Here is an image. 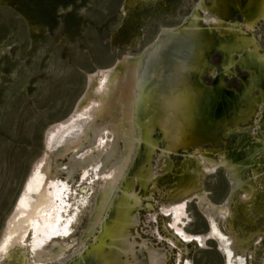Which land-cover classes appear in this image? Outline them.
I'll return each instance as SVG.
<instances>
[{
    "label": "bare ground",
    "instance_id": "bare-ground-1",
    "mask_svg": "<svg viewBox=\"0 0 264 264\" xmlns=\"http://www.w3.org/2000/svg\"><path fill=\"white\" fill-rule=\"evenodd\" d=\"M148 1L123 0L120 14L138 13ZM261 20L264 0H196L179 23L160 26L140 52H126L86 73L76 107L44 131L42 153L4 224L3 255L18 244L34 259L24 261L28 264H168L167 247L135 235L139 209L152 218L149 197L168 174L170 189L159 192L168 230L198 247L216 239L223 254L227 242L236 263L261 247L257 260L264 264V198H251L253 181L247 178L249 172L255 179L258 171L264 175V137L258 136L264 134V121L258 122L264 108V49L254 33ZM217 54L221 74L211 60ZM233 74L236 82H227L225 76L231 80ZM250 127L255 138H248ZM198 165L210 175L221 169L225 176L229 170L227 199L214 202L201 189L194 176L198 179ZM77 172L80 192L70 197L67 180ZM238 192L237 201L251 199L260 219L243 213L238 224L231 221L239 210L233 203ZM192 196L213 231L183 229L185 198ZM89 202L94 203L85 231L89 239L80 241L70 232ZM224 221H229L225 232H233L241 244L219 230ZM158 239L166 240L160 234ZM167 240L171 248L176 245L170 236ZM56 246L59 257L43 256ZM184 262L178 258V264ZM242 264H251L250 259L242 257Z\"/></svg>",
    "mask_w": 264,
    "mask_h": 264
},
{
    "label": "rangeland",
    "instance_id": "rangeland-1",
    "mask_svg": "<svg viewBox=\"0 0 264 264\" xmlns=\"http://www.w3.org/2000/svg\"><path fill=\"white\" fill-rule=\"evenodd\" d=\"M122 1L0 0V237L30 167L42 153L45 129L68 115L84 89L86 73L112 64L126 52H140L153 40L160 26L179 23L196 0H149L138 13L125 15L119 11ZM162 1L165 6L159 8ZM166 11L170 16L163 14ZM254 33L264 49V20L257 24ZM219 58L217 54L211 60L221 74L223 71ZM225 78L227 82H236L235 74L231 80L226 76ZM205 80L209 83L210 75ZM259 112L258 122H262L264 108ZM251 129H248V138H255ZM258 136L261 138L264 134ZM216 156L218 154H213L211 159L216 160ZM170 157L177 160V156ZM198 168L199 176L197 179L194 175L195 181L212 201H221L228 190L223 170L217 169L210 175L203 167L198 165ZM173 169L176 170L177 167ZM79 174L77 172L72 180H67L71 181L68 183L70 197L80 192ZM247 178L253 181L251 198H264V175L261 176L258 171V179H255L249 172ZM157 184L160 188L158 186L159 189L149 197L152 218L149 217L150 213H146V209H139L136 237L167 247L171 254L168 264H178V258L180 261L184 258V264H220L221 258L215 241L207 239L205 246L198 247L195 243L182 242L167 229L169 217L159 211L162 204L159 192L170 189L169 175L161 176ZM93 194L94 198L95 191ZM194 197L185 198L182 226L190 233H205L207 226L197 211ZM239 198L238 192L233 203L236 202L235 209L239 210L231 221L238 224L245 215L257 217L256 208L250 206L251 199L237 201ZM93 204L89 202L81 213L78 211L79 223L70 232L74 239L81 241L86 237L85 231L88 229ZM228 226L229 221H224L221 224L219 222L218 228L232 239L231 242H236L233 232H225V229L228 231ZM159 234L166 239L165 242L158 239ZM168 236L176 243L172 248L169 246ZM85 239L88 240L89 237ZM58 242L65 243L63 240ZM19 246L21 245L11 247L6 256L0 251V264H15L20 260L23 264H28L25 260L32 263L34 259L28 256V251L24 252ZM47 246L49 245H45ZM185 247H190L188 252ZM259 250L263 249L253 248L249 251L251 264H258ZM52 253H45L43 256L55 258L62 252L56 246Z\"/></svg>",
    "mask_w": 264,
    "mask_h": 264
},
{
    "label": "water",
    "instance_id": "water-1",
    "mask_svg": "<svg viewBox=\"0 0 264 264\" xmlns=\"http://www.w3.org/2000/svg\"><path fill=\"white\" fill-rule=\"evenodd\" d=\"M123 1L121 2V4H120V6H122L123 5ZM84 90V89H83ZM76 105H77V100L74 102V104L72 105V107H71V109H70V112H71V110L72 109H74L75 107H76ZM45 144V143H44ZM60 149H62V148H60ZM229 171V170H228ZM228 171H226V175H225V179H226V181L227 182H229L230 180H229V172ZM230 193H231V191H229V194H225V196H226V199L228 198V196L230 195ZM225 198V197H224ZM203 213V215H204V217H206L205 216V214H204V212H202ZM203 219V218H202ZM205 219V220H204ZM203 220L204 221H206V224H207V228H208V230H209V232H211V231H213L212 230V228H211V225L209 224V222H208V220L206 219V218H204ZM215 233V232H214ZM215 241L217 242V240L215 239ZM225 244V247L223 246V248L225 249L224 251V253L225 254H223V252L221 251H218V253H219V256H220V258H221V263L220 264H242V257H248L249 258V252H247L246 254H243L242 255V257L241 258H239L238 259V262L236 263L233 259H232V251H231V249H230V246H228V243L227 242H224Z\"/></svg>",
    "mask_w": 264,
    "mask_h": 264
}]
</instances>
